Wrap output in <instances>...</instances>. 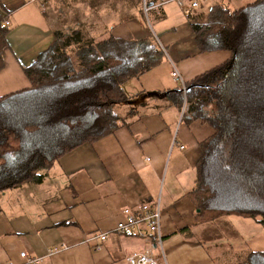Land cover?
I'll list each match as a JSON object with an SVG mask.
<instances>
[{"label": "crops", "instance_id": "crops-1", "mask_svg": "<svg viewBox=\"0 0 264 264\" xmlns=\"http://www.w3.org/2000/svg\"><path fill=\"white\" fill-rule=\"evenodd\" d=\"M255 1L209 0L193 15L206 16L214 7L236 11ZM172 4L177 3L149 0L152 9L147 11L151 14L148 21H165L177 7L182 23V10ZM45 9L43 0H0L2 21L9 22L0 97L31 87L24 68L55 40ZM117 21L111 28L117 38L155 35L142 16L124 23ZM189 26L193 34L189 35V46L178 37L167 48L160 45L165 51L160 65L168 67L170 76L178 70L185 83L231 58L228 51L201 53ZM170 31L175 33L176 29ZM172 44L177 48L173 50ZM149 72L158 75L161 83L157 88L149 84L150 90L146 83L134 93L127 91L132 80L126 83L125 92L133 104L117 108L122 125L113 134L62 157L42 173V183H26L0 194V264H25L22 253L39 258V264H128L130 254L148 250L159 264H249L253 254H264V229L258 232L263 236L260 243L250 240L244 247L230 238L238 237L240 231L216 230L215 225L223 218L220 223L229 225L230 220L225 218L229 216L210 222L200 217L191 194L196 186L201 144L215 131L209 124L185 115L186 111L167 97L151 96L175 89L172 77L155 68ZM175 84L177 89L181 87ZM146 204L158 206L162 212L160 240L158 236L116 233L103 243L95 239L112 231L123 220L125 209ZM55 248L58 250L51 253Z\"/></svg>", "mask_w": 264, "mask_h": 264}, {"label": "trees", "instance_id": "trees-1", "mask_svg": "<svg viewBox=\"0 0 264 264\" xmlns=\"http://www.w3.org/2000/svg\"><path fill=\"white\" fill-rule=\"evenodd\" d=\"M188 20L201 53H231L227 62L186 82L185 115L215 131L201 144L191 197L204 222L239 216L264 224V0L236 11L214 7ZM6 22L0 16V70ZM54 35L24 68L31 87L0 97V194L42 183V173L62 157L113 134L122 125L117 108L133 104L126 83L165 57L147 38ZM167 98L182 109V86ZM249 264H264V254H253Z\"/></svg>", "mask_w": 264, "mask_h": 264}, {"label": "rangeland", "instance_id": "rangeland-1", "mask_svg": "<svg viewBox=\"0 0 264 264\" xmlns=\"http://www.w3.org/2000/svg\"><path fill=\"white\" fill-rule=\"evenodd\" d=\"M43 2L46 8L45 13L47 18L50 20L55 32H62L64 33V36H68V34L74 31H81L85 38L95 39L96 41H107L110 37L117 38L114 34H112L111 28L117 25L118 19L124 23V20H129V18H132L133 16H142L145 21H148V18L151 16V14L147 11L152 9L149 7V0H43ZM172 5L177 6V4ZM204 6L205 4H203L199 10H202ZM179 14H181L180 10L175 7L167 15L168 17L165 21L155 22L150 18V22L148 21L149 28L154 31L155 35L153 36V34H151V36H149L147 39L153 40L157 46L161 45L167 48V44L170 43L173 38L178 37L179 41H184L185 45L189 46V35H192L193 37V34L191 32L187 18L184 17V20L181 23ZM127 22L129 21H126L125 23ZM173 29H176L175 33L170 31ZM155 36H157V38ZM193 43L195 42L193 41ZM171 47L173 50L177 48L175 44H172ZM163 52L165 53L164 50ZM155 69H158V71L161 70L163 74L167 76V78H171L168 67L165 64L159 65ZM141 76V80H138L139 77L132 79V81L130 80L131 83L128 84V92H139L142 90V86H144L146 83V88L148 90H150L148 87L149 84H153L154 88H157L158 84L161 83V80H157L159 76L153 75L150 72H146ZM171 80L173 81L172 78ZM173 83L174 84H172V88L176 90L178 86L174 81ZM186 88L187 87L185 83V90H183L184 98L182 102L183 111H186V107L187 109L190 107L188 104V100L190 98L185 93ZM167 91L166 93H168ZM225 218L230 220V222H227L229 225L227 226L224 223H220L224 221L223 218L215 225L217 231L221 232L227 228L235 231L237 230L238 232L240 231L238 237L231 236L230 238H232L234 242H241V246L244 247H247L250 244V240H255V243H260L259 240H261L263 236L259 235L258 232L260 229H264L263 226L258 224H262L261 222H258V220H261L260 218H258V220L242 218L238 216H229ZM211 234L212 233H209L208 235L211 236ZM251 244L254 243L252 242Z\"/></svg>", "mask_w": 264, "mask_h": 264}, {"label": "built area", "instance_id": "built-area-1", "mask_svg": "<svg viewBox=\"0 0 264 264\" xmlns=\"http://www.w3.org/2000/svg\"><path fill=\"white\" fill-rule=\"evenodd\" d=\"M35 1V0H33ZM181 8L185 17L189 18L196 11L201 9L202 5L209 0H173ZM4 27H9V22L4 24ZM173 80L180 84L185 90V82L178 70H174L171 73ZM187 111V107H186ZM184 147H181L183 149ZM123 220L117 223L115 228L110 232H104L99 235L98 239L100 243L106 242L112 233L119 234L121 236H139L146 238L149 236H158L161 238V221L162 212L158 206H150L148 204L141 205L136 209H125L123 211ZM101 246H97L100 249ZM58 249L51 250V253L56 252ZM21 257L25 260V264H39L40 259L35 257H29L27 253H22ZM128 264H159L155 257L148 250L144 253H132L127 257ZM9 264V263H8Z\"/></svg>", "mask_w": 264, "mask_h": 264}, {"label": "water", "instance_id": "water-1", "mask_svg": "<svg viewBox=\"0 0 264 264\" xmlns=\"http://www.w3.org/2000/svg\"><path fill=\"white\" fill-rule=\"evenodd\" d=\"M151 96H156L158 98H166L167 93H164V94L153 93V94H151Z\"/></svg>", "mask_w": 264, "mask_h": 264}]
</instances>
